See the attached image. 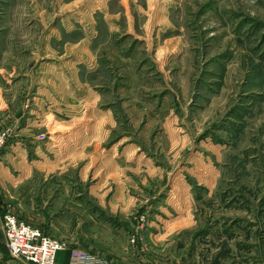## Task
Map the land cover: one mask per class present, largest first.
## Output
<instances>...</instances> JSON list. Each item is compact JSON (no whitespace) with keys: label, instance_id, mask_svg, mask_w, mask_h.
Listing matches in <instances>:
<instances>
[{"label":"rangeland","instance_id":"374dc122","mask_svg":"<svg viewBox=\"0 0 264 264\" xmlns=\"http://www.w3.org/2000/svg\"><path fill=\"white\" fill-rule=\"evenodd\" d=\"M6 42L13 210L52 219L74 194L162 264H216L226 209L261 241L264 0H0Z\"/></svg>","mask_w":264,"mask_h":264},{"label":"crops","instance_id":"0c3cea01","mask_svg":"<svg viewBox=\"0 0 264 264\" xmlns=\"http://www.w3.org/2000/svg\"><path fill=\"white\" fill-rule=\"evenodd\" d=\"M1 49L3 48L1 47ZM5 51L6 57L4 59L0 58V64H6V68L8 70L5 73H1L0 81L4 87L9 88L12 87L13 83H15V78L12 75H9L10 70L12 71L11 74L14 72L13 63L9 66V60H13L14 57L11 55V49H9L8 42H6ZM14 94H16L15 91L0 90V128H2L5 125L4 123L10 118H12V121H15L17 118L20 119L23 114L22 109L21 112H19V116L16 114H10L15 111L16 103H14V101L16 96ZM18 98H21V95H19ZM17 105L19 106L20 103ZM13 117H15V119H13ZM22 153L21 155H23ZM7 155L8 154H6V152L4 154L2 153V155L0 154L1 187H4L5 183L7 184L10 182V177L13 178L10 171L8 169H4L2 164L3 160L6 161L5 157H7ZM17 155L19 157L20 152H18L16 156ZM22 158H24V156H22ZM22 158L20 157V162H23L21 160ZM104 159H106V157H104ZM24 163L26 164L27 162ZM24 167L25 165L22 166V168ZM30 171L31 169L28 171L27 176L20 180L21 183L28 180L30 177ZM19 176L20 174L17 175V177ZM2 190L3 189L0 188V264H15V260L7 254L4 246L5 239L1 218L6 207H10L12 210L13 208L8 202V196L5 195ZM63 191L65 193H74L72 187L68 185H63ZM73 196L74 194H71L69 197L70 199L66 202V205L56 210V214H54V218L52 219L44 216L45 214L41 210V207L37 210L35 207H32V211L30 213L28 211L22 212L18 209L14 211L24 222L39 229L45 235L53 237L64 243V249L57 255L58 260L62 264L70 263V252L72 250H82L99 255L104 259L106 262L105 264H162L159 261H156L152 256L149 257V251L148 253L144 251V248L140 246L139 243L137 245H132L130 243V238L136 233L134 230L132 232L133 234L130 235L127 231H125V228L127 227H125L126 224L124 222L121 221L117 223L116 226H112L105 220H101L99 216L92 215L91 217L90 215H85L84 210L80 215L79 210H81V207L83 206L78 200H74ZM225 212H231V224L229 226H223V223L227 221L224 218L220 221V224L218 223L214 228V233L204 234L205 238L214 237L215 254L218 259L216 264H223V255H227L228 252H224V250L217 247L219 243L222 244L223 241L230 242V254L233 258L230 264H264V243H262L264 235H262V239L259 241L257 237L255 238V234L253 233V222L247 227H242V225H239V221H236L235 218L233 219L232 209H230V211L229 209H226ZM83 215L85 219L80 218V216ZM226 217L228 218V216ZM80 221L81 223L85 222L82 225L83 228L80 227ZM93 227L95 230L101 229V231H103V236L90 233L88 230H93Z\"/></svg>","mask_w":264,"mask_h":264},{"label":"built area","instance_id":"2783aa9c","mask_svg":"<svg viewBox=\"0 0 264 264\" xmlns=\"http://www.w3.org/2000/svg\"><path fill=\"white\" fill-rule=\"evenodd\" d=\"M10 130L0 133V151L6 148ZM2 228L7 254L14 260L26 264H62L57 255L65 245L63 242L45 235L39 229L21 220L17 213L6 207L2 215ZM132 245L141 246L137 235L130 238ZM102 257L82 250L70 252L69 264H105Z\"/></svg>","mask_w":264,"mask_h":264}]
</instances>
